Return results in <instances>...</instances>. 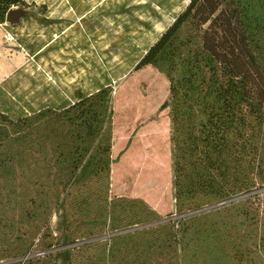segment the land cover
<instances>
[{"label":"rangeland","instance_id":"rangeland-1","mask_svg":"<svg viewBox=\"0 0 264 264\" xmlns=\"http://www.w3.org/2000/svg\"><path fill=\"white\" fill-rule=\"evenodd\" d=\"M190 1L25 0L0 24V110L17 119L66 108L80 93L110 92L96 103L102 132L88 154L95 165L109 159L110 171L82 173L55 196L48 218L54 235L59 225L84 232L106 224L104 234L89 241L165 227L168 235L155 243L161 264H264V184L219 194L237 183L235 162L226 157L223 165L232 168L224 175L203 152L193 153L206 144L212 102L202 74L192 78L182 59L187 33L170 52L174 69L168 61L137 68ZM231 6L263 26L264 54V0ZM74 144L73 150L84 147L80 138ZM178 162L187 169L180 176ZM3 202L4 233L16 245L28 228L30 202L25 207L16 196ZM171 235L178 239L166 248ZM33 249L0 264L23 263Z\"/></svg>","mask_w":264,"mask_h":264},{"label":"trees","instance_id":"trees-1","mask_svg":"<svg viewBox=\"0 0 264 264\" xmlns=\"http://www.w3.org/2000/svg\"><path fill=\"white\" fill-rule=\"evenodd\" d=\"M233 2L191 0L137 65L141 68L168 61L174 69L170 52L183 32L187 33L182 59L192 78L202 74L204 96L212 102L206 109V144L202 150L197 145L193 153L203 152L218 163L216 171L223 169L224 175L232 166L223 162H235L237 183L220 188L219 194H238L264 184V54L259 50L263 26L242 18L239 7L231 6ZM24 4L25 0H0V24L14 7ZM109 95L107 87L90 95L80 93L79 100L66 108L49 107L17 119L0 110V210L8 197L22 198L25 207L30 202L25 215L28 228L16 245L7 238L0 219V260L31 251L34 246L32 256L20 264H161V247L155 243L168 235L165 227L130 238L89 241L103 235L106 224L92 225L84 232L72 225H59L54 235L48 222L55 196L58 199L72 188L80 174L110 171L109 159L98 165L88 159L92 143L102 132L96 103ZM168 105L166 100L161 109ZM79 138L83 149L70 148ZM177 171L180 176L187 169L178 162ZM177 239L171 235L166 248H173Z\"/></svg>","mask_w":264,"mask_h":264}]
</instances>
